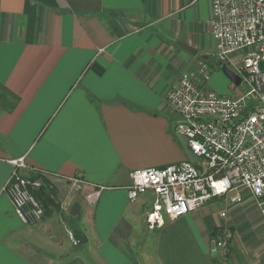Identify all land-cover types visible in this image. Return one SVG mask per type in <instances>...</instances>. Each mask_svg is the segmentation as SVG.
Instances as JSON below:
<instances>
[{
	"label": "crops",
	"instance_id": "obj_1",
	"mask_svg": "<svg viewBox=\"0 0 264 264\" xmlns=\"http://www.w3.org/2000/svg\"><path fill=\"white\" fill-rule=\"evenodd\" d=\"M210 17L211 0H0V264H264L248 191L154 229L152 194L127 195L133 169L194 159L167 93L212 56ZM19 157L53 193L33 224L3 192ZM225 234L228 249H213Z\"/></svg>",
	"mask_w": 264,
	"mask_h": 264
},
{
	"label": "built area",
	"instance_id": "obj_2",
	"mask_svg": "<svg viewBox=\"0 0 264 264\" xmlns=\"http://www.w3.org/2000/svg\"><path fill=\"white\" fill-rule=\"evenodd\" d=\"M210 26L216 41L212 56L237 73L246 90L226 96L209 89L212 65L200 58L168 91L167 99L181 117L178 129L194 159L130 172L128 198L152 194L145 215L151 229L217 198L240 204L245 191L264 212V0H211ZM11 162L15 168L3 192L23 222L37 223L44 207L35 191L45 182L41 176L18 171L26 165L23 157ZM74 182L80 186L79 179ZM95 197L89 194L87 200ZM70 237L74 240L72 232ZM229 238V234L214 237L215 247L226 251Z\"/></svg>",
	"mask_w": 264,
	"mask_h": 264
},
{
	"label": "rangeland",
	"instance_id": "obj_3",
	"mask_svg": "<svg viewBox=\"0 0 264 264\" xmlns=\"http://www.w3.org/2000/svg\"><path fill=\"white\" fill-rule=\"evenodd\" d=\"M210 59H209V61L211 63L213 62V60H214V62L216 60L213 56H211ZM208 83H210L212 86H214L219 93L225 94L226 96H238L243 91L246 90V86H245L244 83L240 84L238 87H233V85L231 84V82L229 81L227 76L223 73L221 68H219L217 65L216 66H212V69H211V72H210V77L208 79ZM37 176H40V175H37ZM215 200H214V203L212 202L213 204L208 203L207 206L209 207V211L214 209L215 205H218V201L219 200L218 201H215ZM218 209H219V206H217L216 211ZM216 211H214V212L211 211V213L214 215V213ZM255 215H257V214L255 213L253 216H255ZM219 217H218V214L215 215L216 219H218ZM56 233H57V236L62 238V240H64L66 243L71 244V245L73 244V241L71 239H69L68 232H65L63 228H58L56 226ZM45 234L46 235L52 234L51 229L48 228ZM72 248L73 247H70V249H72Z\"/></svg>",
	"mask_w": 264,
	"mask_h": 264
},
{
	"label": "water",
	"instance_id": "obj_4",
	"mask_svg": "<svg viewBox=\"0 0 264 264\" xmlns=\"http://www.w3.org/2000/svg\"><path fill=\"white\" fill-rule=\"evenodd\" d=\"M183 47H185L187 50L195 53V49L193 47H191L189 44L180 41L179 42ZM216 65L221 68V70L223 71V73L229 78V80L231 82H233L236 86L240 84L241 82V77L235 73L231 68H229L227 65H224L222 63V61L220 60H215ZM73 237L75 239L76 242H83L86 240V236L83 234V232L79 229H74L73 230ZM213 249H215V242H213L212 244Z\"/></svg>",
	"mask_w": 264,
	"mask_h": 264
},
{
	"label": "trees",
	"instance_id": "obj_5",
	"mask_svg": "<svg viewBox=\"0 0 264 264\" xmlns=\"http://www.w3.org/2000/svg\"><path fill=\"white\" fill-rule=\"evenodd\" d=\"M211 65H213V63H211ZM33 176H37V175H33ZM44 186L45 185H43L40 189L35 191V194L41 200L43 207L46 210V206L48 205V202L52 201L53 193L51 189L50 190L47 189L49 186H45L47 188H45Z\"/></svg>",
	"mask_w": 264,
	"mask_h": 264
}]
</instances>
